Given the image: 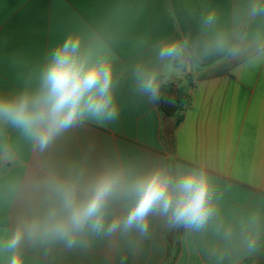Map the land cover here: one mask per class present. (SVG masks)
<instances>
[{
    "label": "crops",
    "instance_id": "obj_1",
    "mask_svg": "<svg viewBox=\"0 0 264 264\" xmlns=\"http://www.w3.org/2000/svg\"><path fill=\"white\" fill-rule=\"evenodd\" d=\"M261 9L264 0H0V98L34 93L51 52L71 36L93 59L110 62L118 112L111 121L78 122L43 152L0 119V244L51 203L38 181H86L110 168L140 175L169 169L171 161L174 174L202 170L209 178L216 213L204 228L152 215L146 234L86 231L71 248L59 239H25L18 249L23 264H264ZM179 37L195 62L188 51L160 58L161 47ZM140 73H154L158 88L192 81L190 103L167 145L162 133L171 125L154 102L158 94L141 89ZM126 206L114 203L108 222ZM11 256L0 250V264Z\"/></svg>",
    "mask_w": 264,
    "mask_h": 264
},
{
    "label": "clouds",
    "instance_id": "obj_2",
    "mask_svg": "<svg viewBox=\"0 0 264 264\" xmlns=\"http://www.w3.org/2000/svg\"><path fill=\"white\" fill-rule=\"evenodd\" d=\"M256 11L257 6H253L252 13ZM213 20L214 13H210L206 23ZM182 50L179 42L167 43L160 49V58L175 59ZM140 86L155 94V74L140 73ZM112 89L110 62L93 59L81 49L79 38L70 36L51 52L34 93L0 98V119L19 128L43 152L57 136L86 118L98 123L114 120L118 112ZM35 186L46 190L51 203L42 212L22 219L15 232L0 244V250L12 253L9 264H23L18 249L25 239H59L71 248L86 231L111 235L136 230L146 234L152 215L165 217L173 226L200 230L216 213L213 189L202 170L174 174L157 168L133 175L110 168L86 181L82 177L50 176ZM121 199L127 201L124 214L108 222L111 206ZM248 243L251 247L254 241Z\"/></svg>",
    "mask_w": 264,
    "mask_h": 264
},
{
    "label": "trees",
    "instance_id": "obj_3",
    "mask_svg": "<svg viewBox=\"0 0 264 264\" xmlns=\"http://www.w3.org/2000/svg\"><path fill=\"white\" fill-rule=\"evenodd\" d=\"M179 43L183 45V50L180 55V59L183 56L185 51H188L190 54L191 62H195V58L192 55L191 50L184 44V42L179 37ZM237 45V40L234 41L232 45L233 48ZM230 50V52L232 51ZM179 59L175 62V66H178ZM193 86L191 79L189 80L188 86H179L174 83H168L166 85L161 86L156 90L158 97L160 99V103L158 105V110L162 115L165 125L170 124L171 126H166L162 133V138L167 145L172 141V130H174L181 120L183 119L184 112L190 103L191 95L189 89ZM171 127V130L169 129ZM169 170L173 172V164L170 161L168 163ZM174 173V172H173Z\"/></svg>",
    "mask_w": 264,
    "mask_h": 264
},
{
    "label": "water",
    "instance_id": "obj_4",
    "mask_svg": "<svg viewBox=\"0 0 264 264\" xmlns=\"http://www.w3.org/2000/svg\"><path fill=\"white\" fill-rule=\"evenodd\" d=\"M154 102H155V104H156V105H159V103H160V99H159V98H157V99H155V101H154Z\"/></svg>",
    "mask_w": 264,
    "mask_h": 264
}]
</instances>
